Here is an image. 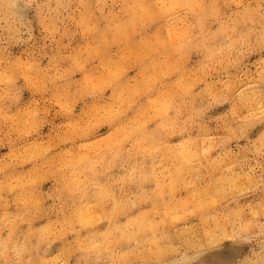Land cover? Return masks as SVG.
I'll list each match as a JSON object with an SVG mask.
<instances>
[{"label": "clouds", "instance_id": "9594fccd", "mask_svg": "<svg viewBox=\"0 0 264 264\" xmlns=\"http://www.w3.org/2000/svg\"><path fill=\"white\" fill-rule=\"evenodd\" d=\"M0 264H264V0H0Z\"/></svg>", "mask_w": 264, "mask_h": 264}]
</instances>
